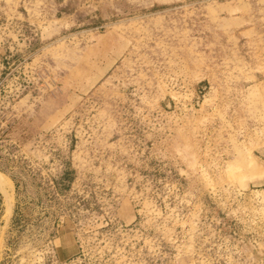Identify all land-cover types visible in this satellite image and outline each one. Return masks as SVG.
Instances as JSON below:
<instances>
[{
	"label": "rangeland",
	"instance_id": "374dc122",
	"mask_svg": "<svg viewBox=\"0 0 264 264\" xmlns=\"http://www.w3.org/2000/svg\"><path fill=\"white\" fill-rule=\"evenodd\" d=\"M0 174V264H264V0H0Z\"/></svg>",
	"mask_w": 264,
	"mask_h": 264
},
{
	"label": "bare ground",
	"instance_id": "6f19581e",
	"mask_svg": "<svg viewBox=\"0 0 264 264\" xmlns=\"http://www.w3.org/2000/svg\"><path fill=\"white\" fill-rule=\"evenodd\" d=\"M5 181H7L6 178H4V176H2V174H0V187H3L4 186Z\"/></svg>",
	"mask_w": 264,
	"mask_h": 264
},
{
	"label": "trees",
	"instance_id": "16d2710c",
	"mask_svg": "<svg viewBox=\"0 0 264 264\" xmlns=\"http://www.w3.org/2000/svg\"><path fill=\"white\" fill-rule=\"evenodd\" d=\"M17 189H18V185H17Z\"/></svg>",
	"mask_w": 264,
	"mask_h": 264
}]
</instances>
